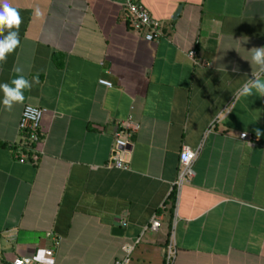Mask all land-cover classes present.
I'll list each match as a JSON object with an SVG mask.
<instances>
[{"label":"crops","instance_id":"0c3cea01","mask_svg":"<svg viewBox=\"0 0 264 264\" xmlns=\"http://www.w3.org/2000/svg\"><path fill=\"white\" fill-rule=\"evenodd\" d=\"M8 2L22 23L0 84L24 76L23 104L43 113L35 157L18 162L23 104L6 110L0 91V264L41 249L110 264L126 246L130 264H162L169 238L172 264H264V97L239 92L258 70L264 0H138L161 23L152 40L130 30L123 0ZM128 116L139 127L116 150ZM182 145L198 151L178 182Z\"/></svg>","mask_w":264,"mask_h":264},{"label":"built area","instance_id":"2783aa9c","mask_svg":"<svg viewBox=\"0 0 264 264\" xmlns=\"http://www.w3.org/2000/svg\"><path fill=\"white\" fill-rule=\"evenodd\" d=\"M123 19L127 23L130 30L142 34V37L145 40H152L158 36H160V26L161 23L156 18H153L149 15V13L142 8L139 4L138 0H123ZM187 55L191 58L194 64L199 63V60L194 57V50L190 49L187 52ZM98 83L107 87L111 86V82L100 78L98 79ZM33 109L35 111H33ZM43 109L31 104H23L18 116L17 120V129L20 132L22 141L14 146L12 151V156L18 162H24L28 159V153L36 154L37 149L36 146L40 143L42 138V133L40 131V120L42 117ZM139 125L132 120L130 116H128L125 120H123V124L119 129H116L113 134V144L114 149H120L126 146L129 142V137L137 131ZM198 148L190 149L186 145H182L181 149L178 152V182L186 181L187 178L191 175V163L196 157ZM115 167H125L122 164V160L116 155L114 162ZM160 215L154 214L150 219L149 229H156L159 225ZM123 225V222L121 223ZM44 254L40 260H36V254L34 255H24L14 257L12 259V264H17L18 260L27 259L30 264H36L37 262L40 264H49L52 261V250L51 249H43ZM124 254L115 260H113L110 264H130V254L132 251V246H126L123 248ZM163 263L162 264H172L175 256V247L172 241V238H169L165 247L163 249Z\"/></svg>","mask_w":264,"mask_h":264},{"label":"clouds","instance_id":"9594fccd","mask_svg":"<svg viewBox=\"0 0 264 264\" xmlns=\"http://www.w3.org/2000/svg\"><path fill=\"white\" fill-rule=\"evenodd\" d=\"M38 14V13H37ZM22 23V17L18 10L13 7L8 0H0V35L7 29V35L0 39V63L6 62V54H11L19 46V27ZM251 63L257 66V71L248 78L239 90L242 96L256 95L264 97V47H256L251 49ZM233 71H239L236 67ZM33 82L39 83V77H33ZM31 85L24 76H18L13 79L11 83L0 84V91L4 94L3 105L6 110L11 111L14 104H23L25 101V90L31 91ZM33 111H35L33 109ZM244 133L243 135H246ZM261 135L259 129L256 130V136L259 138ZM43 249L37 252L35 259L40 260L44 254ZM17 264H30L25 260H18ZM49 264H54L50 261Z\"/></svg>","mask_w":264,"mask_h":264},{"label":"trees","instance_id":"16d2710c","mask_svg":"<svg viewBox=\"0 0 264 264\" xmlns=\"http://www.w3.org/2000/svg\"><path fill=\"white\" fill-rule=\"evenodd\" d=\"M36 154H31L30 152L28 153V159H32L35 157ZM174 191H172L168 198L166 199L165 201V204H166V211H167V214L169 216V218L171 217L172 215V211H173V206H174ZM164 204V205H165Z\"/></svg>","mask_w":264,"mask_h":264},{"label":"water","instance_id":"95a60500","mask_svg":"<svg viewBox=\"0 0 264 264\" xmlns=\"http://www.w3.org/2000/svg\"><path fill=\"white\" fill-rule=\"evenodd\" d=\"M177 11H178V8L176 9V11L174 12L173 15H175V14L177 13ZM111 232H112L113 234H117V235H119V234H121V232H122V228H120L119 226H114V227H112Z\"/></svg>","mask_w":264,"mask_h":264}]
</instances>
